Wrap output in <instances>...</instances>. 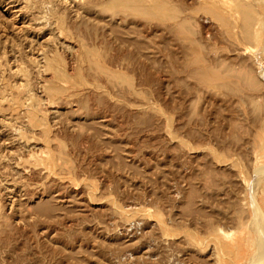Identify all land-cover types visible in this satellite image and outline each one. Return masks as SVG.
Segmentation results:
<instances>
[{"label": "rangeland", "instance_id": "1", "mask_svg": "<svg viewBox=\"0 0 264 264\" xmlns=\"http://www.w3.org/2000/svg\"><path fill=\"white\" fill-rule=\"evenodd\" d=\"M0 264H264V0H0Z\"/></svg>", "mask_w": 264, "mask_h": 264}, {"label": "bare ground", "instance_id": "2", "mask_svg": "<svg viewBox=\"0 0 264 264\" xmlns=\"http://www.w3.org/2000/svg\"><path fill=\"white\" fill-rule=\"evenodd\" d=\"M64 3H67L66 1H64ZM221 3V2H220ZM11 20V19H10ZM14 21V20H13ZM48 39V38H47ZM75 53V52H74ZM48 64V63H47ZM50 67V66H49ZM18 75V74H17ZM52 77V75H50ZM54 76V75H53ZM46 109V108H45ZM46 111V110H45Z\"/></svg>", "mask_w": 264, "mask_h": 264}]
</instances>
